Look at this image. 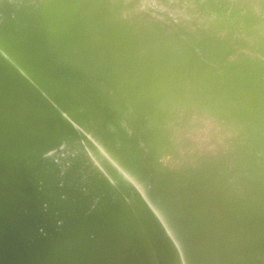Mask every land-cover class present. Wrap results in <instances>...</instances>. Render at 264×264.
<instances>
[{
    "label": "bare ground",
    "instance_id": "1",
    "mask_svg": "<svg viewBox=\"0 0 264 264\" xmlns=\"http://www.w3.org/2000/svg\"><path fill=\"white\" fill-rule=\"evenodd\" d=\"M39 1H40L39 4L40 7L38 8L36 6V8L33 7V9L30 10L35 11V9L38 8L37 10L38 12H40L39 15L42 14V16L44 15V13L48 14V12L53 11L55 6L54 4L56 2L58 1L62 2V6L57 8L56 13H58V15H62V17L64 18L63 24L65 25L68 24V21L71 18H73V16L76 14V12L79 9L87 6L88 3L89 4L92 3V5L90 4L91 6L95 4L93 7V9L94 8L95 9L92 10V15L90 17L89 22L86 23V25L89 24L98 25L99 29H97L96 35H101V36H96L98 41L101 38H105L102 37L105 36V34L108 35V38L112 36L113 32H116L115 30L116 27L121 25V23L119 22H122L121 20H123L121 19L119 22L110 21L111 23H109L108 21H101L102 14L101 16L98 15L99 12L101 11V10L99 11V8L101 9V5H102L101 0H39ZM192 1L193 0H191L190 2ZM230 1L231 0H202L201 1L202 9L203 7H205L211 10H215L220 14H223L226 11L227 5ZM187 2L190 3L189 1ZM255 2L258 4V9H262V7H264L263 4H262L263 6L260 4L261 0H255ZM2 3H3L2 0H0V12L4 8ZM122 3L123 0H117L112 5L120 9L122 8ZM199 5L201 7V4ZM234 6H236V4ZM192 8H193V4H192ZM245 9L247 10V8ZM165 11L166 10H164L163 12ZM238 11H240V9ZM7 12L10 13V11ZM7 12L5 13V15L7 14ZM188 12L191 15V12L190 11ZM27 13L24 14L28 15ZM89 13L91 14V11ZM159 13H161L159 15L163 16L164 19L168 17L167 15L165 16L162 12ZM186 14L188 15V13ZM259 14L260 12H258L257 15ZM9 15L10 14H8V17H10ZM211 15L213 18V12ZM201 16L203 20L206 18V15L203 16V14H201ZM232 16L230 18H232ZM259 16H257L258 19ZM241 17L240 18L243 19L244 14ZM257 17L255 16V18ZM117 18H119V16ZM260 18H262V14ZM35 19L36 18H33L34 21L38 20ZM258 19H256V21ZM219 20L220 19L218 18V21ZM251 20L250 21L248 20V23L251 22ZM124 21L125 20H123V22ZM236 21L239 20L236 19ZM31 22L33 23L32 19ZM38 22L41 28L42 24H44L45 26L48 25L50 27L55 21L53 20V18L51 19L41 18L40 21H37L35 23L38 24ZM40 22L42 24H40ZM227 22L229 23L230 21L228 20ZM257 22H258V27L264 29V20L261 21L258 20ZM118 23L120 25H118ZM203 23L205 22L203 21ZM210 23H208V26ZM236 23H240V22H236ZM251 23L254 24V22ZM34 25L35 24H33L32 26ZM44 25L42 27H44ZM233 25L234 24H232L231 26ZM213 26L214 25H212V28L209 30V34L212 36V41H210L211 39H209L208 37L205 39L201 37L199 38L201 42L200 47H202L201 51H199L200 53L197 52V49L195 47L192 48L181 47L180 51L174 53L173 51L175 49L173 45H170L171 43L170 44L161 43L162 45L159 46L160 49L157 50L156 48V44L158 45V43H156L158 42L157 39L163 37V35L159 34L157 32L158 30L156 31L157 33L156 32L150 33V31L147 30V35L155 34L154 37L150 39V41H148L149 39H146L147 37L145 38V36L147 35H145L144 33L145 36L143 38L146 39L148 42L145 40V44H144L145 46L143 48V46L142 47L139 46V43L141 44V42H143L144 40H142L141 42L136 41L135 43L138 42L136 49L142 51L143 54L144 53L146 55L148 54L147 56H150L153 59H150L151 61L147 63V65L142 66L143 62L145 61L144 59H146L147 56L144 55L145 58L143 59V62L140 63L138 58L139 55L142 54H139L138 51L134 52L132 50L133 48H131V50L134 52V55L139 54L137 58L136 57L134 58V55L131 54L133 52L129 48L131 52L129 50L128 51L130 52V55L133 56L132 60L134 59L138 60L137 61L138 65L137 63H135V65L137 67L138 66L140 67V68L138 67L139 70L136 72L135 75H129L133 71L132 68H129L130 65L128 64L130 63H125V64L128 66L130 70L132 69L131 73H128L129 70H126L127 68L124 69L126 72L123 73L122 72L123 70L121 71L120 67L125 68L126 66H122L124 63L122 64L120 62H124V61L119 62V58L115 57L117 63H120L121 65L120 66L117 64V66L119 67V71L122 72L120 73L121 76H119L121 78L120 82L123 80L124 85L120 83L122 87L120 88L116 87L112 82V81H116V79L114 78L115 80L114 79L112 80L113 77L111 76L112 77L111 84L114 85V88L112 87V89L108 90V88H111L110 86L112 85L109 84V87L105 86L107 87L105 97L106 99L109 98L107 99L109 101L111 100L110 98H112V102L108 103L107 100L105 101H107L108 105H113L114 107L118 108L119 113H121V115H123L126 118L127 124L129 125L127 131V133L129 132L128 133L129 135L127 137H121V135L120 137L118 136V139H116L115 144L111 145V147L108 148L107 150L105 148V151L108 154L107 157L106 155H104L103 152L100 151L96 152L95 150L90 148L91 146L88 144V141H87V145H89L90 147L86 146V144L84 145L81 142H79L81 146H83V148H88L94 153V155L96 156V160L102 163L103 170L100 171L98 168H95L93 165H91L93 170L97 172L95 174H91L90 176L86 175L85 177H83L84 182L82 181V189L79 192L80 195L74 196L72 194L70 195V197L73 201H75V203L78 202L79 204H85L84 211H82V218L91 216L95 212L99 211V213L101 214L100 218L103 220V222L102 221L100 222L103 223L101 224L102 227L100 229H104L103 231L100 230L101 234L104 233L107 234L109 232L111 236L115 228H120L123 226V231H118V234L122 236V234L128 233L130 229H134L138 227V225L140 226L139 227L140 230L142 232L143 231L145 232L146 228H148V223H149L148 220H150V218H148V212H150V210H153L159 217L165 220V222L168 225L166 226L167 230L168 228L171 230V232L174 235L173 238L175 240H178L182 247L185 246L187 248V245H189L188 243L192 240V238L198 241L197 244H195L196 246L194 247L205 246L204 249L202 248L201 257L198 256V258H193L189 260L185 259L189 264H264V66L262 65L263 64L262 59L264 57V45H261L260 43H255V46L251 50H248V52L245 54L242 53V55L239 54L237 55L236 54L237 52L236 53L234 52L235 47L232 48V50L228 49L229 51L226 52L227 51L226 49L228 47L227 48L224 47V43L222 42L221 38H219L218 40V32L220 31L219 30L220 27L218 25H215L214 27ZM224 26L226 25L224 24ZM245 26L241 30H244V28H246ZM2 27L0 29H3ZM34 27H35V32L33 27H32L33 29L31 28L30 30L31 31L33 30L34 33H37L39 31V28H37L38 29L37 31L36 26ZM37 27L39 26L37 25ZM258 27H257V31H258ZM178 28L180 31L181 27ZM190 29L188 32H190ZM120 30L122 32H125L123 28H120ZM206 30L207 29H205V31ZM248 30L246 29V32ZM134 31L133 32L127 31V32L132 34L134 33ZM168 31L171 32L170 30ZM198 31L200 33V30ZM259 31H261V29ZM140 33L142 36L143 33L140 31L138 33H135V36L136 34H140ZM192 33H194V31ZM27 34H29V32ZM116 34L118 35L119 33ZM225 34L226 32L223 35L224 37L226 36ZM228 34L230 36V33ZM237 34L239 36V32ZM35 35L34 36L31 35V36H33V38L37 37ZM194 35L197 36V34ZM28 36H30V34ZM51 36H52L51 34L50 36L48 34V38H49L48 41L50 40L49 42L51 43L50 47L53 46V42L59 41L60 40L59 38H62L60 32L57 33L54 32L53 36L52 37ZM113 36L110 38V40L113 38ZM125 36H127V34ZM141 36L139 35V37ZM173 36L174 38L184 37V39L188 37L187 33L186 35L178 34L177 36L175 35ZM98 37H100V39ZM202 37H204L203 33H202ZM234 37H232L229 40L232 41ZM246 38L244 41L247 40L248 42V39ZM250 38L252 39L253 37H251L250 35ZM127 39H129V41L132 40L131 38H129V36L127 37ZM235 39L233 40L234 42L232 41V43H235ZM240 39H242V37ZM121 40H122L121 38L116 39V41H118L119 43H121ZM252 40H254V38ZM33 41L37 42L35 40ZM126 41L127 40L125 37V42ZM195 41H196L195 44L197 45V40ZM224 41H226V39ZM135 43L133 42L134 46L136 45ZM236 43L234 45H236ZM133 44H131V46ZM200 44H198V46ZM237 44H242V43H239L238 41ZM244 44L247 43L244 42ZM226 45H227V41H226ZM117 46L115 48H117ZM129 46L130 45L128 44L127 47ZM238 46H240L241 48V45ZM54 47L52 49L51 48L49 49H51V51H54ZM56 48L57 47H55V51ZM81 48L82 46L79 45L77 47H74V50H72L73 49L72 48V49H68L66 52L57 51L58 54L55 53L54 54L56 58L62 57L63 60L67 58L68 60H66L64 63L63 60H59V61L60 62L62 61V63L66 64V66L70 64L68 66L74 67L73 63H74L75 55L82 50ZM198 49L200 50V48ZM238 49L239 48H237V50ZM248 49H250V46ZM171 51L172 53H170ZM195 51L196 53H198V55L195 53ZM223 51H225L226 54H225V58L222 57L223 58L222 63L218 64L216 62L215 64L216 66L210 65L211 61ZM50 53L53 54V52ZM113 54L116 53L113 52ZM126 55L128 56V54ZM55 56H52V58ZM141 57L142 56H140L139 58L140 61H141ZM115 58L114 57L112 58L111 56L110 59L111 64L113 63L112 60H114ZM54 60L56 61L55 58H53V61ZM69 61H71V63ZM130 61L131 60H129V62ZM219 61L220 58L218 62ZM66 62L69 63L67 64ZM125 62H127V60ZM212 62L214 63V61ZM98 64L100 65L101 63ZM98 64L95 67V68L98 67L97 71L96 72L94 71L95 73H98L99 69L100 71L102 70L104 71L106 70V68L108 69L110 68V66L113 65L110 64L108 67L105 66V69H103L104 68V63H103V68L101 69L100 67H102V64L100 67L98 66ZM115 64L116 62L114 63V65ZM38 65L39 64L34 62V65H30L31 70L37 71V69L39 68ZM48 65H50L49 62ZM114 65L112 66L113 70L110 69L112 70V72L114 71V67L116 68V65L115 66ZM135 65L133 64V68ZM44 66L46 67L47 64ZM75 66L78 65L76 64ZM136 68L134 69L137 70ZM73 70L75 72V68ZM119 71L115 70L114 72L119 73ZM69 72H72L71 74H73L72 70H70ZM80 75H84L83 72ZM115 75L116 74H114V76ZM84 76L82 78H84ZM86 79L89 81L88 78ZM68 80L69 79H66L67 82ZM83 80L85 79H82L81 81ZM66 81L65 79L63 80L62 83L60 81L61 86H59L58 84L57 87H61V88L56 89L57 88L56 87L55 88L56 92H60L61 90L63 92V90L65 91L69 89L70 85L74 84V82L70 84L69 83L70 81L68 83ZM81 81L78 82L82 84ZM52 86L53 85L50 86L49 88L50 90ZM31 87L32 86H30V88ZM97 87H98V83H97ZM132 89L134 90L137 89L135 90L136 93H133V95L130 94L132 93L130 92L132 91ZM27 90L30 91L28 88H25V90L18 96L0 103L1 113L3 114L7 112L10 109L11 103L13 101L20 99L22 97L25 98L27 96ZM36 93L37 92H35L34 97L31 98L28 107L22 109V114H21L22 116L20 117L23 120L20 121L19 119L20 117H19L17 118L19 120H15V122L19 121L20 125L21 122L26 123L25 120L27 121V117H28L27 113L31 109L37 107L34 105V103L38 104V102H36L38 101L37 98L38 96L36 97ZM51 93L55 94V90H52ZM101 93H103V91ZM127 93L130 95L128 96ZM57 94L58 93H56L55 96L54 95L53 96L56 98ZM91 94H90L91 98L94 99V96L92 97ZM74 98L73 99L75 101L77 100L76 102L73 99H70V101L73 100L75 103H78L79 100L80 102V97L78 95H76ZM39 100H41V98H39ZM43 102L45 101H42V103ZM63 104L64 103H62V105ZM66 104L67 103H65L64 106H66ZM58 105L60 106V103ZM62 105L61 107H63ZM98 105L100 106L102 104H98ZM158 106H160L159 107L160 109L157 108ZM44 107L45 106H43V108ZM48 107H50V103ZM96 107L97 106L95 105L93 109H95ZM45 108H47V105ZM55 109L53 108L54 111ZM36 110L37 109L35 108L34 114H36L37 112ZM83 110L85 109L83 108ZM88 110H92V108ZM42 111L44 110L42 109ZM42 111L38 113H41ZM180 111L183 112L184 115L183 118L181 117ZM60 112H58L57 114H59ZM66 112L65 114H67ZM38 113L37 116L35 115L33 116L38 117L43 115V118L47 119V115L45 111L42 112L41 115H39ZM87 115H88L87 117L89 118L91 117V113H87ZM24 116H27L25 120L24 118H22ZM33 116H31L32 118L29 117V120L32 119V121H34ZM164 116L165 118L170 119L171 123L173 122V124L179 126V128H182L183 131L187 130L186 126L188 121H190L191 119L197 121V123L192 122V123H196V125L191 130L195 132L197 131V129L199 130L200 125H203L204 123L199 120H204L205 118L206 119L205 122H206L208 118L210 122L209 125L213 127L212 129H214L213 131L214 134L211 133L210 138H208V142L213 143L212 148H210L209 150L208 149L204 150L202 152L199 151L192 152L190 151L192 148H186V147L183 148L181 146H176V144L171 143L170 140H168L170 143L169 142L167 143L166 140L156 139V137H159L158 136L159 132H157V130L160 128V126L165 120L163 118ZM71 117L73 116L71 115ZM75 117L73 119H75ZM43 118H41V120ZM53 119L51 118L52 123L48 122L51 124L44 122L46 130L44 131L40 130L39 134L36 135L33 134L31 137L27 136L29 131L27 133L24 132L25 129H23L24 131L22 130L23 125L19 126L20 127L19 129H21L20 131H22L23 133H27V134L24 135L23 137L22 136L15 137V135L16 136L18 135L17 134L14 135L13 133L19 130L16 129L17 126L16 124H15L16 126L14 125V127L8 129V132L10 133L6 132V134L2 136L0 135V149L3 151L2 154H0L1 156L0 184L2 185V187L0 185V243H1L0 264H21L22 262H25L24 249L20 250L19 252H17L16 250H11V251L9 250L7 253L6 246L4 243H2L5 239L4 238L5 233L8 232L7 230L10 231L11 233L10 236H12V238L15 239L18 233H20L21 228L18 227L17 225H13V221L12 223H9L5 226L3 224V220L15 216L17 211L23 208L22 204L23 202H25V199L34 200L38 206V216H40L39 220H41L40 224L38 223L39 225L36 226L34 230L37 233L36 237L38 239L42 238L44 234L48 232L46 226L50 227L51 225L48 224L49 223L51 224L52 221L57 220L58 213L60 212V210H62V208H64L65 204L69 201L64 192L67 189V185L69 184L68 179L74 180V182H70V184L73 185H75V181H78L76 174L77 172L76 173L73 172L74 166H72V163L79 161V159L81 158V152L77 150L76 144L72 143L70 146L73 136L72 135L73 132L70 128L71 126L68 125L69 123L67 122L68 121L67 120L66 123L70 129H68V127L63 126V128L65 127V129L63 132H60L61 133V136L59 135L60 137L58 135H53L51 133V130L47 131L48 128L51 127L49 125L53 124ZM80 119L81 118L79 117L78 121ZM94 119L91 121L93 122ZM151 119L153 122L152 127L154 128L153 130L154 133L152 135L154 136L149 135L150 139L148 140L149 132L147 130V127L151 125ZM0 120H2V118H0ZM29 120L27 122H29ZM36 120H38V118ZM58 120L60 121V119ZM70 120L72 121V119ZM82 120H81V124H82ZM54 121L56 122L57 120ZM78 121H76L77 123L76 125L80 126L79 125L80 123L78 124ZM84 123L86 122L84 121ZM32 124H34V122ZM70 124L72 125V123ZM43 125L41 123V126ZM26 126L29 125L26 124ZM91 126L90 128H92ZM38 127L39 129H42L44 126L40 127L38 125ZM83 127L86 129L87 126L86 127L82 126V128ZM81 130L85 131L84 129ZM86 130H91L92 132V129L87 128ZM96 131L94 133H96ZM77 133H79V130ZM87 133L89 134V132ZM207 137L209 136L207 135ZM15 138H19L16 140L21 141V143L15 144V146L17 145L15 147V151H12L10 147L14 143ZM129 138L134 142L137 141L140 142L141 140L143 144H140L139 145L140 147L138 146L139 148L131 147L132 141L131 140L128 141ZM34 141L37 144H35ZM62 141H64L62 152L58 155L53 154L47 157V154H49L50 151H54L55 148H57ZM149 141L150 143H148ZM20 144L22 146V149H19L21 147H18V145ZM23 145L26 148H24ZM67 145H69V147L65 148ZM17 147L18 149H16ZM37 154L39 156L38 158H36ZM189 156H191L192 158L190 157V159H186ZM80 162L82 165L84 164L83 160H80ZM24 177L27 178L26 185H24L23 182H20V180ZM46 177L50 180L48 181V183H46V186L43 187V183L44 181H46ZM11 178L12 180L9 181ZM4 181H6V183ZM42 188H44V191L42 190ZM21 195H23V199L19 201L18 196ZM18 208L20 209L18 210ZM100 208L102 210H100ZM124 209H127L129 216L128 215L124 216L123 214L120 215ZM24 210L26 211V209ZM121 218L123 219L122 224L121 226L117 227V224L115 222L119 221L120 223ZM95 227L96 225L92 228L93 235H90L89 238L90 240H94L98 236V233H96L95 231ZM192 228L195 234L191 231ZM79 233L80 232H78V234ZM140 233L141 232L136 233L137 235H135L136 237L134 238L128 235L129 237H127L125 241H123V245L121 249L122 253L118 254L116 257H110V256H112V253L117 252V250L110 251V249L106 246L105 249L102 247V255L98 260L87 262L88 260L86 261L85 257H88L89 255H85L83 258H78L76 261L71 262L70 264H158V262L156 263L153 262V260L154 261L156 260V258L151 256L153 254V251L152 253L148 252L147 253L148 255H145L143 257L139 249L138 251L135 250V246H136L135 242L137 241L136 238ZM160 243H159V247H160ZM62 245H63V241H60L57 244L53 245L52 249L55 250H58V248L61 249ZM69 252H71V250ZM53 253H51V255ZM89 253L90 251L87 252L86 254ZM193 253L198 254L197 251H194ZM70 256H71L70 258L75 257L74 255H70ZM62 260L63 257L60 256L54 264H61L63 263ZM50 263L51 262H49V264ZM164 264L167 263L165 262Z\"/></svg>",
    "mask_w": 264,
    "mask_h": 264
},
{
    "label": "rangeland",
    "instance_id": "2",
    "mask_svg": "<svg viewBox=\"0 0 264 264\" xmlns=\"http://www.w3.org/2000/svg\"><path fill=\"white\" fill-rule=\"evenodd\" d=\"M104 1L105 0H103V1L101 0V2H102L101 9L99 8V11L100 10L101 11L98 14L100 16L102 14L101 21H108L109 23H111L112 21H118L119 22L121 19L125 20L124 22H123V20H121L123 22V24H122V22H119V23H121V25L118 23V25H120V26H117L118 28L116 27V29H115L116 32H113L114 36L112 34L113 38H116V39L121 38L122 39L121 43H119L120 40L118 42V41H116V39H113V38H112L113 40L112 39L110 40V38L112 36H110L108 38L107 34H105V36H102L105 38L100 39V37H98L101 40V41L100 40L98 41L96 36H101V35H96V31H97V29H99L98 25L97 24L96 25H94V24L86 25V23H88L90 20V17L92 15V10L95 9V8L93 9L95 4H93V6H91L92 3H90L91 5L88 3L89 6L87 5L84 8L79 9L76 12V14L73 16V18H71L68 21V24L65 25V24H63L64 18L62 17V15H58V13H56L57 8L62 6V2H59V1L56 2L54 4L55 6H54L53 11L48 12V14L44 13L43 16H42V14H40L41 15L40 16L39 15L40 12H38V10H37L40 7V5H39L40 1L39 0H2V2H3L2 5L6 10L2 7L3 9L0 12V28L3 25V27H2L3 29H0V38H1L0 39V103L18 96L19 94H21L25 90V88H28L30 91L27 90V96L25 98L22 97L20 99L13 101L11 103L10 109L7 112L2 114L1 110H0V118H2V120H0V135L2 136L4 134H6V132L10 133V132H8V129H10L11 127H14V125L16 124L18 126L17 127L15 125L16 129H19L20 128L19 126L23 125L22 130L25 129V131L24 130L23 131L27 132V133L29 131L27 136L31 137L33 134L34 135L39 134L40 130H43V131L46 130L45 129V123H48V122L52 123L51 118L52 119L54 118L53 124H52L53 126L49 125L51 127H49L47 131L51 130V133L53 135H58V136L60 135L61 136L60 132H63L65 127H68V125L71 126L70 128L73 132V134H72L73 136H72V141L70 143V146L72 143L76 144L77 150H79L81 152V158L79 159V161L72 163V166H74L73 172L74 173L77 172L76 174H77L78 181H75V185H73V184H70V182H74V180L68 179V183L70 185L68 184L67 189L65 188L66 190L64 191L66 196H67V199L69 201L65 204L64 208H62V210H60V212L58 213L57 220L52 221L51 224L49 223L48 225H51L50 227L46 226V228L48 229V232L46 234H44V236L42 238L38 239L36 237L37 233L34 230V228L36 226H38L41 222V220H39L40 216H38V206L34 200L25 199V202H23V204L21 203L23 208L22 209L18 208V210L19 209L20 210L17 211L15 216H13L12 218L9 217L6 220H3V224L5 226L9 223H12V221H13V225H17L18 227L21 228L20 233H18V235L16 236L15 239H13L12 236H10L11 233L9 230H7L8 232L5 233V235H4L5 239L3 238L4 241L2 242L6 246L7 253L9 250L10 251L16 250L17 252H19L20 250L24 249L25 262H22L21 264H49V262H51L50 264H54L60 256L63 257V260H62L63 263H61V264H70L71 262L76 261L78 258H83L85 255H89L88 257H85V260L86 261L88 260L87 262H91L93 260L96 261L101 257L102 247L105 249V246L101 244L102 243L101 237L100 238L97 237L94 240H90L89 238H87V235L85 234V232L80 231L79 234H78L79 231L76 232V225H77V222L79 219V218L77 219V217L80 214H82L83 210L80 208L77 209V206H79L80 204L78 202L75 203V201H73L71 199L70 195H72V194L74 196L80 195L79 192L82 189V181L84 182L83 177H85L86 175L90 176L91 174H95L97 172V171L93 170L91 165H93L95 168H98L100 171L103 170L102 169V167H103L102 163L96 160V156L94 155V153L88 148H83V146H81V144L79 142H81L84 145L86 144V146H88V147L91 146L90 148H92L96 152L97 151L103 152L104 155H106V157H107L108 154L106 153L105 148L107 150L108 148L111 147V145L115 144L116 139H118V136L120 137V135H121V137H127L129 135L128 134L129 132L127 133L128 130L125 127H123L119 117L117 115H115L114 113H111L109 111V109L106 107L107 101H108V103L112 102V98H110L111 99L110 101L107 100L109 98L106 99L105 94H106L107 87H109V84L112 85L111 81L114 78L116 79V81H112V82L114 83V85L116 87L120 88V87H122L121 84L124 85L123 80L120 82L121 78L119 77V76H121L120 73L126 72L124 69L127 68L126 70H129V72L127 71L128 73H131V70L133 69V71H134V72L132 71L133 74L131 73L129 75H135L136 72L139 70L140 67L138 66L139 67L138 68L135 65V63H137V65H138V62H137L138 60L140 63H142L143 59L148 54L147 55L145 53L143 54L142 51L137 50L136 48H137L138 42L137 43H135V42L136 41L141 42L142 40H144L143 42H141V44L139 43V46L140 47L143 46V48H144L145 40L149 39L148 41H150V39H152L155 35V34H151V35L148 34L149 35L148 36L147 30L150 31V33L151 32L154 33L158 30L157 32L159 34H163L160 29H166V28L174 29L173 31H174V33H176L175 36H177L179 34L178 32H180V33L183 32L184 34L187 33V35H188V33L191 34L194 31V33H192V34H197V36H198L197 37L198 40L196 39L197 45L195 44L196 41L194 40L193 41L194 43H190L187 47H189V48L195 47L197 49V52L201 51V48H202V47H200L201 42H200L199 38L200 37L204 38V39L207 38L206 33H209V30L212 28V25H214V26L218 25L220 28H222V29L219 28L220 33L223 31V29H225L226 31L228 30L226 32V34H225L226 36L224 38L220 37L222 42L224 43V47H226L225 46L226 41H227V45H230V46H228V48L226 47L227 49L225 48L227 50L226 52H228L229 50H232V48L235 47L234 52L236 53L238 51L236 54L242 55V53L245 54L248 52V50H251L255 46V43H260L261 45H264V29L258 27V22H257L258 20L259 21L264 20V11H262V10H264V7H262V9H258V4L255 2V0H231L228 3L227 9L223 14H220L215 10H211V9L205 8V7H203V9H202V3H201L202 0H193L194 2L193 1L190 2L191 0H186V1L181 0V1H185V2H187V1L190 2V3H188V2L187 3L191 8L188 6V8H186L185 10H183V8L180 5H170L169 3L172 0H127V1L123 0L122 8H120V9L112 5L117 0H107L105 2ZM192 4H193V8H192ZM194 4H195V6H194ZM199 4H201V7ZM235 4H236V6H234ZM260 4L264 5V0H261ZM36 6L38 8L35 9V11L30 10V9H33V7L36 8ZM102 6H103V8H102ZM87 7H90V8H87ZM245 8H247V10ZM12 9H13V11H12ZM198 9H200V10H198ZM239 9H240V11H238ZM28 10H30L31 13ZM36 10H37V12H36ZM104 10H105V12H104ZM161 10H163V11L166 10V11L163 12ZM7 11H10V13ZM90 11H91V14L89 13ZM188 11L191 12V15ZM6 12H7V14L5 15ZM14 12H16V13H14ZM159 12H162L165 16L167 15L168 17L166 19H164L163 16L159 15V14H161ZM212 12H213V18L211 15ZM246 12L249 15H247ZM258 12H260V14H259L260 16L257 15ZM12 13L15 15H13ZM24 13H27L28 15H26ZM186 13H188V15ZM8 14H10L9 15L10 17H8ZM29 14H31V15H29ZM32 14H33V16H32ZM46 14H47V16H46ZM195 14H196L197 18L195 17ZM201 14H203V16L206 15V18L204 20L202 19ZM239 14H240V16H239ZM243 14H244L245 19L244 18L241 19L242 18L241 16H243ZM261 14H262V18H260ZM184 15H185V17H184ZM217 15H219V16H217ZM246 15H247V17H246ZM118 16H119V18H117ZM225 16H226V18H225ZM231 16H232V18H230ZM252 16H253V18H252ZM255 16L256 17L259 16V19H258V17L255 18ZM103 17H105V18H103ZM33 18H36L38 20L35 19L36 21H34ZM39 18L40 19L41 18H43V19L53 18V20L55 22L50 27L47 25L48 28H47V26H45L44 24H42L40 22V24H42L41 28H40L39 22H38V24L35 23L37 21H40ZM211 18H212V20H211ZM218 18L220 19L219 21H218ZM246 18H248V19H246ZM254 18H255V21H254ZM31 19H32L33 23L31 22ZM187 19H189L190 23H192L191 24L192 26H190V28H191L190 32H188L189 29H186V28L183 29L184 26H182V24H185V20H187ZM213 19H214L215 24L213 22ZM236 19L239 21H236ZM256 19H258V20L256 21ZM197 20H198V22H197ZM224 20H225V22H224ZM228 20L230 21L229 23L227 22ZM248 20L249 21L251 20V22H254V24L251 22H249L250 23L249 24ZM203 21L205 23H203ZM207 22L208 23L211 22L212 25L210 23L208 26ZM223 22L226 26H224ZM233 22H235V23H233ZM236 22H240V23H236ZM200 23H201V25H200ZM33 24H35L34 26H36V29L39 28V31L37 29V31H38L37 33H34L35 27L32 26ZM230 24L231 25L234 24V25L231 26ZM243 24H244V26L245 25H248V26H245L246 28H244V30H241L244 27ZM37 25L39 27H37ZM43 25H44V27H42ZM236 25H237V28H236ZM252 26H254V27H252ZM256 26L258 27V31H257ZM32 27L34 28V32H33V30L32 31L30 30ZM178 27H181L180 31H179ZM194 27H195V29H194ZM200 27H202V28H200ZM231 27H232V29H231ZM120 28H123L125 30V32H127V31L133 32L134 30L135 31L132 34L128 33V32L125 33V32H122L121 31L122 29L120 30ZM117 29H119L120 31ZM205 29H207V30L205 31ZM238 29L242 32L244 31L245 36L243 34H241L242 32H240ZM246 29L247 30L250 29V30H248L246 32ZM260 29H261V31H259ZM136 30H138V31H136ZM198 30H200V33ZM229 30H230V32H229ZM139 31L142 32L143 34H142V36H141V33L136 34V36L138 35L136 38L135 33H138ZM195 31L198 33H196ZM28 32H29L30 36H28L29 35V34H27ZM54 32L55 33L60 32L62 38H59L60 39L59 41L53 42V46L50 47L51 43L49 42L50 40L48 41V39H49L48 34H49V36H50V34L53 36ZM238 32H239V36L237 34ZM116 33H119V34L117 35ZM144 33L147 36H145ZM202 33H203L204 37H202ZM224 33L225 32H222L223 35H224ZM228 33H230V36ZM35 34H37V35H35ZM115 34L117 35V37H119L121 35H123V36L117 38ZM126 34H127V36H125ZM249 34L251 35V37L254 38V40H252L253 38L252 39L250 38ZM260 34H263V35H260ZM31 35H33V36L35 35L37 37L33 38V36H31ZM139 35L141 37H139ZM218 35H220V34H218ZM124 36L126 37V40L128 41V43H127V41L125 42ZM128 36L132 40L129 41V39H127ZM144 36H145V38L146 37L147 38L144 39L143 38ZM231 36L232 37L235 36L233 38V40L235 38H237V39H235V43L236 42L238 43V41H239V43H242L243 45L237 44V43H236V45H234L235 43H232L233 40L232 41L229 40L232 38ZM262 36H263V38H262ZM123 37H124V39H123ZM241 37H242V39H240ZM133 38H134V40H133ZM165 38L166 37L163 36V37L157 39V41H158V42H156V43H158V45L156 44L157 50L160 49L159 46L162 45L161 43H162L163 39H165ZM245 38L248 39V42H247V40L244 41ZM36 39H38V40H36ZM159 39H161V40H159ZM225 39H226V41H224ZM249 39H251V40H249ZM31 40L32 41L35 40L37 42H34V41L32 42ZM114 40H115V42H114ZM123 40H124V43H123ZM133 42L136 44L135 46H134ZM228 42H231L233 44V46L231 43H228ZM244 42H246L247 44H244ZM249 42H250V45H249ZM46 43H47V45L49 44L48 45L49 47L46 45ZM116 43H119L120 45L116 44ZM126 44L127 45L129 44L130 46L127 47ZM131 44H133L132 46H134V47H132ZM198 44H200V45L198 46ZM45 45H46V47H45ZM54 45H55V47H57L56 51H55ZM79 45L82 46V48H81L82 50L78 54L75 55L74 63L72 62L74 64V67L68 66V65H70L68 63L69 62L71 63V61L66 62L68 64L67 66H66V64H63L66 60H68L67 58H65L64 60L62 57H57L58 59L56 58L55 54H58L57 51L66 52L68 49H72V48H73L72 50H74V47H77ZM238 45H241V48ZM245 45H246V47H245ZM256 45H258V44H256ZM116 46H117V48H115ZM249 46H250V49H248ZM53 47H54V51H51V49ZM49 48H51V49H49ZM129 48H130V50H131V48H133L132 50L134 52L138 51L139 54H142V55H139L136 53L137 55H134V52L131 50L133 52L131 54L134 55V58L135 57L137 58L138 55H139V58H140V56L143 57V58L141 57V61L139 58H138V60H135V59L132 60L133 56L130 55L131 51L129 50ZM134 48H135V50H134ZM198 48H200V50ZM237 48H239L240 50L239 49L237 50ZM141 50H142V48H141ZM180 50H181V48H180ZM172 51H173V49H172ZM172 51L170 53H172ZM50 52H53V54ZM113 52L116 53L117 55L113 54ZM127 52H129V53H127ZM226 52L223 51L222 53H220L216 58H214L212 60V61H214V63L211 61L210 65L216 66L215 65L216 62L218 64L222 63V61H223L222 57L225 58ZM195 53H196V51H195ZM118 54H119V56H118ZM120 54H121V56H120ZM126 54H128V56ZM196 54L198 55V53H196ZM123 55H126V56H123ZM52 56H55L53 58H55L56 61L55 60L53 61ZM111 56H112V58L118 57L119 62L124 61V62H120L122 64L124 63L122 66H126L125 68L120 67V70L121 71L123 70L122 72L119 71V67L117 66V64L120 65V63H117L116 58L114 60H112L113 61L112 64L114 65V63L116 62L115 65H116V68L117 67L118 68L116 69L114 67V71L118 70L119 73H116L114 71L112 72V70H113L112 66L113 65L110 62ZM129 56H131V57H129ZM122 57H123V59H122ZM127 57H129V58H127ZM147 57L149 58V60ZM147 57H146V59H144L145 61L143 62L142 66L147 65V63H149L151 61L150 59H153L150 56H147ZM219 58H220V61L218 62ZM215 59H217V60H215ZM59 60H63V63H62V61L60 62ZM126 60H127V62H125ZM129 60H131V61L129 62ZM108 61L112 65V66H110V68H108V69L106 68V70H104V71L103 70L100 71V69H99L98 73H95L97 71V68H98V67L97 68H95V67L97 66L98 63L102 64V67H100L101 64L100 65L98 64V66L101 69L103 68V63H104L103 69H105V66L108 67L110 65ZM34 62L39 64L38 65L39 68L37 69V71H32L30 68V65H34ZM43 62L46 63L48 67L47 66L45 67L44 65H46V64H44ZM48 62L50 63V65H48ZM131 62L132 63L134 62L133 63L135 65L134 68L137 67L136 68L137 70H135L133 68V64ZM125 63H130L128 65H130L129 68H132V69L130 70ZM262 63H263L262 65L264 66V57L262 59ZM76 64L79 67L75 66ZM80 66H81V68H80ZM70 68H73V69L75 68V72L73 69H70ZM78 68H79V70L81 69L80 71H82L83 74L86 76L80 75L82 72H80L78 70ZM94 69H96V70H94ZM110 69H112V70H110ZM70 70L73 71V74H71L72 72H69ZM76 72L78 74L80 73L79 76H81V77H79ZM75 73L77 74V76ZM114 74H116V75L114 76ZM83 76H84V78H82ZM116 76H117V78L118 77L120 78V79L118 78V81H117ZM85 77L88 78L89 81H91L92 83L89 82ZM90 78L93 80L95 79V80L93 81ZM111 78H112V80H111ZM64 79H65V81H66V79H69L68 82L70 81L69 82L70 84L74 82V84L70 85L69 89H67L65 91L63 90V92L61 89H60L61 90L60 92H56V89L61 88V87H57L58 84H59V86H61L60 81L62 83ZM82 79H85V80L81 81ZM43 80L46 82H44ZM78 81H81L82 84H80ZM93 82H96V83H93ZM42 83H43V85H42ZM97 83H98V87H97ZM115 83L116 84L118 83V84L116 85ZM55 84H56V86H55ZM51 85H53L55 87L52 86V88L50 90L49 88ZM89 85H91V86H89ZM114 85L110 86L111 88H108V90L112 89V87L114 88ZM30 86H32V87L30 88ZM34 86L36 87V89ZM105 86H107V87H105ZM95 87H97L98 89ZM91 88L95 89L96 91L100 90L99 92L98 91L97 92L102 96V98L104 97V99H101V100H104V102L101 100H98L99 99L98 95L96 93H94L95 90H93ZM116 89H118V88H116ZM34 90H36V91H34ZM52 90H55V94L58 93L56 95V98L54 97L55 94L51 93ZM135 90H137V89H135ZM135 90L132 89V91H130L132 93H130V94L133 95V93H136ZM102 91H103V93H101ZM35 92H37L36 97L38 96L37 97L38 101H36V102H38V104L39 103H41V104L38 105V104L34 103V105L37 106V107H35L37 109L36 114H34L35 108H33L29 111L30 113L29 112L27 113L28 117L24 116L22 118H24V120H25V118L27 117V121H28L29 117H31L33 115L37 116V113L42 111V109H43L46 112L48 120L43 118V115H41V113L44 111H42L41 113H38L41 116H38V117L33 116L34 121H32V119L29 120V122H27L25 120L26 123L21 122V125H20V122L19 121L15 122V120H19V119H20V121L23 120L20 117V116H22L21 115L22 109L28 107V104L31 101V98L34 97ZM91 93H94V94H91ZM128 93H127V95L129 96L130 94H128ZM90 94L92 95V97L94 96V99L91 98ZM76 95H78L80 97V102L78 100V103H75L77 100L76 101L74 100V99H76V98H74ZM39 98H41V100H39ZM70 99H73L75 102L73 100L70 101ZM67 100L69 101V103ZM105 100H107V101H105ZM42 101H45V102L42 103ZM98 101H99V103H98ZM49 103H50V107H48ZM51 103H53V104H51ZM59 103H60V106L58 105ZM62 103H64V104L62 105ZM65 103L68 104V107H67V104H66V106H64ZM94 104L97 106L95 109H93L95 107ZM98 104H102L103 106L105 104V106L104 107L102 105L99 106ZM46 105H47V108H45ZM61 105L64 108L61 107ZM40 106L42 109L40 108ZM43 106H45V107L43 108ZM109 106L112 107L111 111L117 110L119 112L118 108L114 107L113 105H109ZM0 107H1V105H0ZM65 107H67V108H65ZM88 107L92 108V110H88V109H90ZM159 107L160 106H158L157 108L160 109ZM53 108L54 109L56 108L55 111L53 110ZM83 108L85 110H83ZM79 110H81V111H79ZM86 110H87V112H86ZM97 110H98V113H97ZM51 111H52V113H51ZM94 111H96V112H94ZM58 112H60L59 113L60 115L57 114ZM65 112L67 114H65ZM87 113H91L90 118L87 117L88 116ZM92 113H93V115H92ZM180 114H181V117L183 118L184 115H183L182 111H180ZM71 115L73 117H71ZM94 115L96 118L94 117ZM59 117H61V118H59ZM74 117L77 120L73 119ZM79 117L81 119L78 121ZM17 118H19V119H17ZM37 118H38V120H36ZM41 118H43V119L41 120ZM91 118H93V119L95 118L94 121H97V122H94V121L92 122L91 120H93V119H91ZM163 118L165 120L163 119L164 122L162 123L160 128L157 130V132H159L158 133L159 137H156V139L166 140L167 143L169 142L168 140H170L171 143H174V144H176V146H181L183 148L184 147H186V148L194 147L196 152L197 151L202 152L204 150H207V149L209 150L210 148H212L213 143L208 142V138H210V134L213 133V131H211L212 127L209 125L210 122H209L208 118H207L206 122H205V120H206L205 118H204V120H199V121H202L204 123H203V125H200L199 130L197 129V131L193 134H191L190 132H191L192 128L196 125L197 121L192 120V119L190 121H188L187 126H186L187 130L183 131L182 128H179V126L173 124V122L171 123L170 119L165 118V116ZM58 119H60V121ZM70 119H72L73 122ZM39 120H41L42 122ZM54 120H57V121L55 122ZM81 120H82V124H81ZM196 120H197V118H196ZM66 121L69 123L68 125H67ZM76 121H78V124L80 123L79 124L80 126L76 125L77 124ZM84 121L88 124L84 123ZM88 121H90V122H88ZM33 122L35 125L32 124ZM35 122H37L40 127H43V126L44 127L42 129H39L37 123H35ZM40 122L42 123V125L43 124L44 125L41 126ZM192 122H196V123H192ZM51 123H48V124H51ZM64 123H65V125H64ZM70 123H72V125ZM91 123H94V124H91ZM97 123H98V125H97ZM26 124L29 126H26ZM189 124H190V126H189ZM91 125H94V126H91ZM152 125H153V122L151 119V125H149L147 127V130L150 133V134L148 133V136L149 135L154 136V135H152L154 133V131H153L154 128L152 127ZM55 126H56V129H55ZM63 126H65V127L63 128ZM82 126H85V127L87 126L86 129L87 128L92 129V132H91V130H86L84 127L82 128ZM90 126L92 128H90ZM128 127H129V125H128ZM181 127H184V126H181ZM31 128H32V131H31ZM70 128L68 127V129H70ZM93 128H96V129H93ZM12 129H14V128H12ZM27 129H29V130H27ZM81 129H84L85 131H82ZM20 130L21 129L17 130L18 133L16 131L13 133L14 135L15 134L18 135V136L15 135V137H21V136L23 137L24 135L27 134V133H23ZM78 130H79V133H77ZM96 130H98V131H96ZM11 131H13V130H11ZM95 131H96V133H94ZM87 132H89V134ZM30 133H31V135H30ZM207 135L209 137H207ZM150 136H149V138L147 137L148 140L150 139ZM82 138H84V139H82ZM16 139H19V138H15L14 143L11 145L10 149L12 151H15V147L17 146V145L15 146V144L21 143V141H18ZM91 140H93V141H91ZM130 140L131 139L129 138L128 141H130ZM87 141H88V144L90 146L87 145ZM131 141H132L131 147L139 148L140 147L139 145L143 144L141 140H140V142H138V141L134 142L133 140H131ZM34 143H35V141H34ZM93 143H94V145H93ZM148 143H150V141ZM35 144H37V143H35ZM95 144H97V145H95ZM24 145H23V147L26 148ZM63 146H64V141H62L61 144L57 148H55L54 151H50L49 154H47V157H49L53 154H55V155L60 154L63 150ZM18 147H21L19 149H22L21 144L18 145ZM18 147L16 149H18ZM27 147H29V146H27ZM68 147H69V145H67L65 148H68ZM99 148H101V149H99ZM2 152L3 151L0 149V154H2ZM72 152H74V151H72ZM36 156H37L36 158L39 157L38 154ZM190 157L191 156L187 157L186 159H190ZM80 160L84 161L83 165L81 164ZM47 179L48 178L46 177V181H44L43 187H45L46 183H48V181L50 180V179H48V180ZM11 180H12V178L9 181H11ZM26 181H27V178H25V177L20 180V182H23L24 185H26ZM4 182L6 183V181H4ZM7 183H9V182H7ZM1 187H2V185H1ZM42 190L44 191V188H42ZM34 192H35V189H34ZM22 199H23V195L18 196L19 201H21ZM24 209H26V211ZM158 223L161 226H168L167 223L165 222V220H163V219H160L158 221ZM139 227L140 226L138 225V227H137L138 231L137 232H141L140 234L144 237L143 240H146L147 244L149 243V249H151L150 245H152V244L150 243V240H152V238H153L152 229L146 228V231L142 232ZM156 227H157V225L153 226V228H156ZM111 236L116 237V233L113 232L111 234ZM124 239L125 238H122L119 235L118 240H114V242L118 241L119 246H120L121 244L123 245ZM56 241H58V242L63 241V245H62L61 249L60 248H58V250L52 249V246L58 243ZM121 249H122V246L119 249V251L117 250V252L112 253V256H110V257H114V255L121 254L122 253ZM70 250H71V252H69ZM89 251H90V253L86 254ZM51 253H53V254L51 255ZM70 255H74L75 257L70 258L71 257ZM167 256H168L169 260H172V261L174 260V254L170 250H168Z\"/></svg>",
    "mask_w": 264,
    "mask_h": 264
},
{
    "label": "water",
    "instance_id": "3",
    "mask_svg": "<svg viewBox=\"0 0 264 264\" xmlns=\"http://www.w3.org/2000/svg\"><path fill=\"white\" fill-rule=\"evenodd\" d=\"M171 2L169 3L170 5H180L183 8V10L188 8V3L185 1L172 0ZM181 2H182V4H181ZM182 26H184L183 28L190 29L191 23H190L189 19L185 20V24H182ZM185 26H187V27H185ZM168 30H170L171 32H169ZM161 32L163 33L162 35L166 37L165 39H163L162 43H169V44L171 43L170 45H173V47L175 49L174 53L180 51L181 47H187L190 43H194L193 42L194 40H196V39L198 40L197 36L192 34V33L188 34V37L184 39V37L174 38L173 35H175L176 33H174V31L172 29H168V28L162 29ZM222 32H227V31L225 29H223ZM178 33L180 35H186L183 32L182 33L178 32ZM218 34L221 35V36L218 35V40L220 37H224V36H222L223 35L222 33L218 32ZM242 34H245L244 31L242 32ZM206 36L209 39H211L210 41H212V36L209 33H206ZM215 38H217V37H215ZM225 46L228 47V45H226V44H225ZM95 93L98 95L99 100L103 99L102 96L97 91H95ZM101 101H103V100H101ZM106 107L109 109V111L111 113H114L115 115H117L119 117L123 127H125L128 130L126 118L123 115H121V113L119 114V112L117 110H116L117 112L111 111L110 109H112V108L107 103H106ZM212 131H214V129H212ZM190 133L193 134V133H195V131H191ZM190 148H192L190 151H192V152L195 151L194 147H190ZM175 163H177V162H175ZM84 207H85V204H80L79 206H77V209L80 208L84 211ZM100 210H102V209L100 208ZM122 214L124 216H126V215L129 216L127 209H124L120 215H122ZM100 215L101 214L99 213V211L95 212L94 214H92L91 216H88L86 218H82V214H80L77 217V219L78 218L79 219H78V222L76 225V232L77 231L85 232V234L87 235V238H90V235H93L92 228L96 225L95 231H96V233H98L97 237L98 238L101 237V239H102L101 244L104 245L105 248L107 246L110 249V251H115V250L120 249L122 244L119 246L118 241L114 242V240H118V236H119L118 231H123V226L120 228H115L114 232L116 233V237L110 236L109 232L107 234H105V233L101 234L100 230L103 231L104 229H100L102 227L101 224H103V223H100L101 221L103 222V220L100 218ZM148 218H150V220L147 219L149 222L148 228H151L153 231V238H152V240H150V243L152 244V245H150L151 249H149V243L147 244L146 240H143L144 237L141 234L140 235L138 234V237L136 238L137 241L135 242L136 243L135 250L138 251V249H139L141 251L143 257L145 255H148L147 254L148 252L152 253V251H153V254L151 256L156 258L155 261L153 260V262H155V263L158 262V264H164L166 262L167 264H189L187 262V260L193 259V258H198V256L199 257L202 256L201 251H202V248L204 249L205 246L194 247V246H196L195 244H197V242H198L194 238H192V240L188 243L189 245H187V248L185 246L182 247L181 244L179 243V241L175 240L173 238L174 235L171 232V230L169 228L167 230L166 226H161L158 223V221L162 218L159 217L155 213V211L150 210V212H148ZM122 220L123 219L121 218L120 223H119V221L115 222L117 224V227L121 226ZM154 225H157V227L153 228ZM193 228L191 230L192 232H193ZM137 231H138L137 227L134 229H130L128 231V233H124L121 237L126 239L127 237H129L128 235H130L132 238H134V237H136L135 235H137L136 233H138ZM125 239H124V241H125ZM160 241H161V243H160ZM111 242H113V243H111ZM159 243H160V247H159ZM168 250H170L174 254V256H177V257H174L176 259H174L173 261L168 259V256H167ZM194 251H197L198 254H194L193 253ZM117 255H114V257H116ZM239 257H241V256H239ZM250 257H252V256H250ZM185 259H187V260H185Z\"/></svg>",
    "mask_w": 264,
    "mask_h": 264
}]
</instances>
